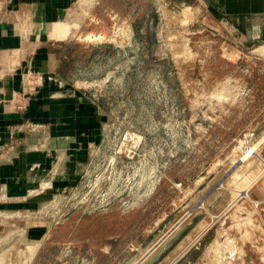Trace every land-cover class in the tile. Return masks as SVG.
<instances>
[{"label":"rangeland","instance_id":"1","mask_svg":"<svg viewBox=\"0 0 264 264\" xmlns=\"http://www.w3.org/2000/svg\"><path fill=\"white\" fill-rule=\"evenodd\" d=\"M78 5L58 74L105 116L60 212L0 232V264H264L262 44L196 2Z\"/></svg>","mask_w":264,"mask_h":264},{"label":"crops","instance_id":"2","mask_svg":"<svg viewBox=\"0 0 264 264\" xmlns=\"http://www.w3.org/2000/svg\"><path fill=\"white\" fill-rule=\"evenodd\" d=\"M166 1L196 2L221 30L264 48V0ZM78 2L0 0V144H7L0 155V232L11 236L44 233L37 212L84 175L105 116L98 102L59 76L63 58L52 49L71 36L69 29L55 36V29L72 19ZM30 122L41 127L31 131Z\"/></svg>","mask_w":264,"mask_h":264},{"label":"built area","instance_id":"3","mask_svg":"<svg viewBox=\"0 0 264 264\" xmlns=\"http://www.w3.org/2000/svg\"><path fill=\"white\" fill-rule=\"evenodd\" d=\"M29 128L31 131H37L38 128L41 127V124H37V123H34V122H30L28 124ZM7 147V144H0V155H1V152ZM66 191V190H63L59 193H57L56 195H54L52 198H50L46 203L45 205L37 212L36 214V218H45V215L49 213V211H53V216L55 217L54 214L56 213H59L60 212V209H61V205H60V199H62V193ZM24 233V232H23Z\"/></svg>","mask_w":264,"mask_h":264},{"label":"bare ground","instance_id":"4","mask_svg":"<svg viewBox=\"0 0 264 264\" xmlns=\"http://www.w3.org/2000/svg\"><path fill=\"white\" fill-rule=\"evenodd\" d=\"M263 48V47H262ZM258 50V49H257ZM259 51V50H258ZM263 54V53H262ZM245 154V153H244ZM244 156V155H243Z\"/></svg>","mask_w":264,"mask_h":264},{"label":"water","instance_id":"5","mask_svg":"<svg viewBox=\"0 0 264 264\" xmlns=\"http://www.w3.org/2000/svg\"><path fill=\"white\" fill-rule=\"evenodd\" d=\"M159 244H160V243H159ZM159 244H158V245H159ZM158 245H157V246H158ZM157 246H156V247H157ZM156 247H155V248H156Z\"/></svg>","mask_w":264,"mask_h":264},{"label":"trees","instance_id":"6","mask_svg":"<svg viewBox=\"0 0 264 264\" xmlns=\"http://www.w3.org/2000/svg\"><path fill=\"white\" fill-rule=\"evenodd\" d=\"M62 62H64V60Z\"/></svg>","mask_w":264,"mask_h":264}]
</instances>
